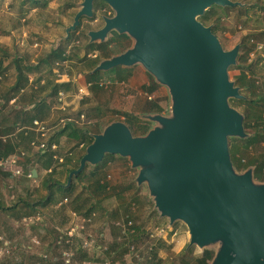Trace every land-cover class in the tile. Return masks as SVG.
I'll return each mask as SVG.
<instances>
[{"label": "rangeland", "instance_id": "obj_1", "mask_svg": "<svg viewBox=\"0 0 264 264\" xmlns=\"http://www.w3.org/2000/svg\"><path fill=\"white\" fill-rule=\"evenodd\" d=\"M24 1L0 0V95L7 94L15 81L16 71L12 62L15 57H23L28 64H34L59 43V46L66 47L64 54L67 59L53 60L50 67L40 63L37 71L27 75L25 86L15 95V103L10 104L0 97V106L3 108L0 115V124H3L1 129H7L9 119H13L16 112L12 110L14 104L26 109L31 106L30 100L37 101L46 96L49 90L41 91L40 86L47 81L70 82L71 89L66 92L61 90L62 94L47 97L52 106L48 118L43 123L34 125L36 135L33 136V141L36 144L30 145L31 150H35L34 153L38 151L39 144H45L67 120H73L83 128L95 131L98 127L102 131L110 121H126L125 112L146 120L142 115L148 114L143 111L149 102H158L163 108L160 113H168L171 100L165 86L159 85L150 99L149 93H145L139 83L117 79L120 73H132L147 77L148 84L155 81L140 64L98 71V84L88 82L86 74L92 70L91 60L97 56L100 62L105 58L104 55L92 51L84 52L83 48L89 41L86 31L90 27L99 26L101 21L83 19V25L67 37L64 28L72 23L83 0H51L45 8L34 7L31 2ZM235 1L264 6V0ZM66 2H69L68 7L64 6ZM105 9L107 16L113 14L110 7ZM216 36L225 50L239 44V52L244 56L245 64H253L255 72L249 74L250 81L257 87V92L264 93V10H251L246 15H239L236 10H231L222 17ZM247 36H250V40L243 41ZM132 44L130 37L121 39L118 44L112 41V48H115L112 51L129 48ZM113 55L115 54L110 57ZM238 71L235 67L228 69L229 78L233 82L236 81ZM229 103L242 112L243 105ZM154 124L150 123L151 126ZM55 144V151L62 160L68 156L76 159L86 149L84 145L65 137L55 141ZM20 148L23 150L22 145ZM26 152L17 161L22 170L21 174L11 176V172L2 171L0 168V264H106L107 261L131 264L134 260L128 255V243L134 242L143 249L145 231L129 242L118 240L120 234L115 222L129 211L135 224L141 228L146 230L152 225H158L167 230V241L156 245L155 256L147 264H180L181 250L189 241L187 227L181 221L169 225L168 219L159 215L146 184L137 185L135 178L138 168L131 167L127 157L122 159L116 156L100 167L94 177L86 176L82 181L75 182L74 194L88 198L82 210L88 208L89 202H93L95 206L94 214L84 217L72 209L74 194L73 197L65 199L56 191L54 200L48 206L35 210L23 204L24 201L31 204L41 200L48 193L41 183L48 170H43L37 161V155ZM237 155L243 163L262 160L264 142L246 149L241 147ZM60 164V160L53 161V177L64 182L66 173ZM251 166L254 168V165ZM33 168L37 170L38 178H32L30 172ZM235 169L237 172L244 170ZM92 170V166H88L85 174ZM96 181L106 184L107 188L104 191L95 190ZM72 224H78L80 228L83 226L81 236L87 232L102 233L101 242L107 249L98 257L87 252L85 255V250L79 247L81 240L68 237L67 231ZM193 247L195 255L203 251L194 245Z\"/></svg>", "mask_w": 264, "mask_h": 264}, {"label": "water", "instance_id": "obj_2", "mask_svg": "<svg viewBox=\"0 0 264 264\" xmlns=\"http://www.w3.org/2000/svg\"><path fill=\"white\" fill-rule=\"evenodd\" d=\"M114 10L102 28L89 31L90 41L111 30L127 34L133 44L102 59L90 73L140 64L168 89V113L143 118L155 124L133 135L123 121H112L86 146L73 176L105 154L127 157L138 168L137 185L145 183L161 217L169 225L183 222L187 247L212 249L208 264H264V182L254 168L237 172L228 137L245 138L243 114L229 99L245 98L230 80L239 44L225 50L211 25L198 17L211 5L242 6L233 0H104ZM93 0H83L73 23L92 15Z\"/></svg>", "mask_w": 264, "mask_h": 264}, {"label": "trees", "instance_id": "obj_3", "mask_svg": "<svg viewBox=\"0 0 264 264\" xmlns=\"http://www.w3.org/2000/svg\"><path fill=\"white\" fill-rule=\"evenodd\" d=\"M235 1V0H233ZM243 3V2H242ZM231 10H236L239 15H246L249 11L254 10L255 12H258V10H264V6L257 5V4H247L243 3L242 6H219V5H211L208 9L205 10L204 14L198 17V19L205 25H211V29L213 33L216 35L217 30L221 27V19L223 16L227 15ZM250 40V36L245 37L243 41ZM110 42H106L105 45H108ZM244 46V43H242ZM86 46L88 48H91L92 50L94 48H97V45L94 43H86ZM241 47V45H240ZM65 46H59L57 49H52L46 56L40 57L37 63L34 64H28V62L23 57H15L14 60H12L15 71H16V77L15 81L10 86L9 90L6 92L5 95H0L4 100L9 101L10 98L14 97L16 94L19 93L20 89H22L26 82H27V75L29 73L35 72L39 69V65L44 64V66H52L53 60H66L67 57L65 56ZM240 50V48H239ZM238 50V55L236 58V63L234 65L229 66V68H238L239 74L236 77V81H234L235 85L239 87L240 92L244 95L245 98L242 99H236V98H230V102H234L239 105H243V128L244 131L247 133V136L245 138H238V137H228V147L230 152V157L233 165L236 168L239 169H246L247 167L254 165V171H253V177L257 179L264 180V159L254 162L253 160L243 163L241 162V159L238 157V153L242 148L246 149L251 146H257L264 142V93L263 92H257V87L252 83L249 79V74H252L253 64H245L244 56L241 55V53ZM117 52H112L111 54H114ZM110 54V55H111ZM109 54L104 55V58L110 57ZM97 56L92 59L91 61V69H93L96 64L99 62ZM121 66L114 67L110 70H114L116 68H120ZM228 68V69H229ZM109 71V70H108ZM117 71V70H116ZM99 72L95 73H87V80L88 82L97 85L99 81ZM130 76V73H121L117 77L120 81H125ZM115 79V78H113ZM152 79V77H151ZM153 81V79H152ZM38 82H40V78H38ZM94 85V86H95ZM157 82L153 81L150 84L142 85V89L147 93H152L156 88L159 86ZM70 88V82H59V83H51L50 81H47V83H44L40 86V90H49V92L46 94V96L42 97L40 100L32 101L30 100V107L29 108H21L13 106L12 110L14 109V116L13 119L8 121V127L7 129L3 130L0 127V157L8 155L10 153L19 154L23 151L24 155H26V151L28 153H31L32 155H37V161L40 163L41 167L43 169L48 170V172L45 174V176L42 178L41 183L42 185L47 189V195L34 203L29 204L28 202H23V204L26 207H32V210H35L38 207H46L48 206L53 200L55 192L58 191L62 194L63 198L68 199L73 197V194L75 192L76 184L75 182L82 181L83 178L86 176L88 178L94 177V175L97 174V171L100 167L105 166L106 162L108 160L113 159L114 157H119L122 159H126V157L120 156L118 154H105L102 160L95 164H86L84 169L77 174L76 176H73L71 179V182L68 186H64L67 182L68 173L77 168L79 165V160L81 156L80 154L76 159H72L71 157H65L62 160V157L57 154L55 150H51L50 146L51 144L57 142L61 137H65L71 140H74L77 142V144H82L85 147L90 144L93 140V134L100 133L101 130L96 128L95 131L90 130L88 128H83L81 126H78L76 122H73V120H67L64 121L63 125L55 132L53 133L48 140L46 141V147H43L41 149H38L36 153H34L31 150V142L33 141V136L36 135L33 128H35L33 121H45L49 116V111L51 108V104L48 102L47 97L54 95H57L58 92L61 90L63 91H69ZM1 99V98H0ZM2 106H0V115L2 112ZM163 108L158 102H149V104L146 107V110L143 111L144 113H160L162 112ZM126 121H124L125 124L129 127L133 135H143L145 134L150 128V121L147 120H141L136 115L132 113H124ZM5 118V116H4ZM3 118V119H4ZM43 121V122H44ZM112 122V121H110ZM108 122L107 124H109ZM106 124V125H107ZM105 125V126H106ZM17 126L21 127V130L18 132L17 137L20 139L17 144H15L14 140L12 141L10 138H7L3 140L1 137L4 134L12 133V130H14ZM11 127V128H10ZM15 145H18L16 148ZM22 145L23 150L19 148ZM60 160L61 164L66 173V177L64 182H60L58 179L53 177V173L55 172V167L53 165V161ZM88 166H92L93 170L91 172H88V174H85V170ZM97 186H95V190L104 191L107 186L106 184H100L98 181H96ZM85 200H88V198H81L80 194H74V198L71 202L72 209L75 213L82 214L84 217H89L92 213L94 214L95 206L93 202H89L88 208L84 211L82 210V206L84 203L86 204ZM14 207V206H12ZM11 208V206L9 207ZM123 216V215H122ZM121 216V217H122ZM120 217V218H121ZM132 217V216H131ZM120 218L116 221L118 222ZM133 232L129 233L128 237L130 240L134 238H138L140 233L143 231H146L145 229L141 228L139 225L135 224L133 217ZM115 222V223H116ZM115 226L119 230L120 234V228L115 224ZM167 241V236L164 239L159 240L154 245L149 247L148 244H145L143 249L139 248V258H134L131 264H147L151 259L154 258V254L156 252V245L159 242H165ZM145 242V241H144ZM111 247V246H110ZM84 250V249H83ZM103 250L95 249L87 251L94 256H100ZM107 251H110L109 249ZM214 255V250L212 249H204L200 252V254L195 255L194 254V247H187L185 245L180 253V264H208L212 257Z\"/></svg>", "mask_w": 264, "mask_h": 264}, {"label": "built area", "instance_id": "obj_4", "mask_svg": "<svg viewBox=\"0 0 264 264\" xmlns=\"http://www.w3.org/2000/svg\"><path fill=\"white\" fill-rule=\"evenodd\" d=\"M62 94V93H60ZM39 122L37 120L33 121L34 125H37ZM40 124V123H39ZM42 128V127H41ZM41 148L46 147L45 144H39ZM51 148H55V145H51ZM18 156L15 154H12L6 159H0V165L3 168V170H7L11 172L12 175H18L22 173L21 167L18 166ZM28 176H31L30 173H28ZM131 212H127L124 214L118 222L115 224L120 228V236L118 238L119 241H130L128 235L129 233L133 232L132 226H133V221L131 217ZM83 229V226H80L78 224H74L69 228L67 231L68 237L69 238H79L80 244L79 247H81L84 250L90 251V250H95V249H100V250H105L107 249V246L102 244V233H91L87 232L84 236L80 235V231ZM144 244H148L149 247L154 245L156 242H158L161 239H164L167 235V230L163 226H151L146 231L144 232ZM128 255L130 258L133 260L134 258H139V248L134 244V242H129L128 243ZM106 264H115V263H110V261L105 262Z\"/></svg>", "mask_w": 264, "mask_h": 264}, {"label": "flooded vegetation", "instance_id": "obj_5", "mask_svg": "<svg viewBox=\"0 0 264 264\" xmlns=\"http://www.w3.org/2000/svg\"><path fill=\"white\" fill-rule=\"evenodd\" d=\"M25 1L31 2L32 4H34V7L40 6L42 8H45V7H47L49 5V2L51 0H25ZM68 3L69 2H66L64 4V6L68 7V5H69ZM106 7L107 8H109V7L111 8V6L109 4H107L104 0H93V2H92V15L91 16H81V17H79L78 24L76 25V27L73 30H70L68 34L66 33V29H67V27H69L73 23V21H72V23L70 25H68L67 27H64L65 28V36L67 37L68 35H70L71 32H75L78 28H80L83 25L82 24L83 19H86L87 21H90V20H92V21L93 20L94 21L100 20L101 21V24L99 26L92 27V28L90 27V29H88L86 31V36H88V37H89L88 32L90 30L91 31H95V30H99L100 28H102V26H104V23H105V18L106 17H112L115 14L114 10L111 8L113 10V14L110 15V16H107L105 14V10H106L105 8ZM75 14H74V16H75ZM73 20H74V17H73ZM109 34H111L112 38L111 37L109 38ZM126 37H129V36L127 34H119L115 30H111V31L108 32L106 38L103 39V40H98V41H92L91 42L90 41V37H89V41L88 42L89 43H94L95 45H97V48H94L93 50L91 48H88L87 46H85L84 48L82 47V48H83L84 52H86V53H89V51H92L94 53H98V54H101V55L111 54L113 52L112 50L115 49V48H112L113 45H114V44L111 45L112 41L114 43L118 44L121 39H126ZM107 41L110 42V43L108 45H105V43ZM58 47H59V43L57 44V46H55V49H57ZM126 49L125 48H120V49H118L119 51H117V53H121V52L125 51ZM117 53H114V54H117Z\"/></svg>", "mask_w": 264, "mask_h": 264}, {"label": "crops", "instance_id": "obj_6", "mask_svg": "<svg viewBox=\"0 0 264 264\" xmlns=\"http://www.w3.org/2000/svg\"><path fill=\"white\" fill-rule=\"evenodd\" d=\"M121 67H125V66H121ZM128 80L129 81H131V82H133V83H139V85L140 86H142V85H145V84H148V79H147V77H143L142 76V74L141 75H135V74H130V76L128 77ZM84 88V87H83ZM58 93H62L61 91L60 92H58ZM146 93V92H145ZM154 94H155V90L152 92V93H150V94H148V97L151 99L153 96H154ZM15 100H16V97L14 96V97H12V98H10L9 99V103L10 104H12V103H15ZM13 106H16V107H19L18 105H16V104H14ZM38 122H40V124L41 123H43L42 121H38ZM0 127H1V124H0ZM16 127V126H15ZM40 127H42L43 128V126H40ZM34 129V128H33ZM21 130V127H19V126H17L16 128H15V132L13 131L12 133H7V134H4V135H2V139L3 140H5V139H7V138H10L12 141L14 140V142H15V144H17L18 142H19V138L16 136L17 134H18V132ZM37 130H39V129H37ZM34 131L36 132V130L34 129ZM15 136V137H14ZM46 143V142H45ZM35 145L36 144V142L35 141H32L31 142V145ZM46 145V144H45ZM51 145H55V148H51V146H50V148H51V150H55L56 149V144L55 143H53V144H51ZM16 146V148L18 147V145H15ZM21 147V146H20ZM19 147V148H20ZM39 147V146H38ZM38 149H41V147H39ZM33 151V150H32ZM33 152H35V150L33 151ZM12 154H15V153H10V154H8V155H5V156H2V157H0V159H6V158H8L9 156H11ZM16 156H18V159H20L21 157H22V155H24V153H23V151L20 153V155L18 154H15ZM61 160V159H60ZM0 168H1V170L2 171H4L3 170V168L1 167V165H0ZM43 170H45L46 171V169H43ZM31 174H32V178H38V172H37V170L35 169V168H33L32 169V171L30 172ZM11 176H13L12 174H11ZM2 209V208H1ZM73 214H74V212H73ZM75 215V214H74ZM71 226H73V224L71 225ZM186 245V244H185ZM184 245V246H185ZM183 246V247H184ZM115 264H118L117 262H114Z\"/></svg>", "mask_w": 264, "mask_h": 264}]
</instances>
